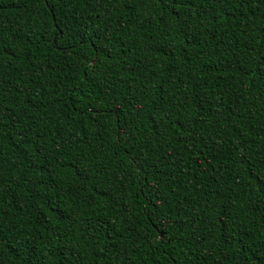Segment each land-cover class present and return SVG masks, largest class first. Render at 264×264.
<instances>
[{"label":"trees","instance_id":"1","mask_svg":"<svg viewBox=\"0 0 264 264\" xmlns=\"http://www.w3.org/2000/svg\"><path fill=\"white\" fill-rule=\"evenodd\" d=\"M0 264H264V0H0Z\"/></svg>","mask_w":264,"mask_h":264}]
</instances>
